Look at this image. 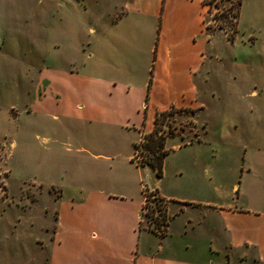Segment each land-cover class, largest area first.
Listing matches in <instances>:
<instances>
[{"label":"crops","instance_id":"0c3cea01","mask_svg":"<svg viewBox=\"0 0 264 264\" xmlns=\"http://www.w3.org/2000/svg\"><path fill=\"white\" fill-rule=\"evenodd\" d=\"M240 1L230 42L244 44L237 37L242 28L251 53L213 50L202 0H111V17L97 15L98 29L90 27L88 54L69 69L41 70L43 88L33 95L29 112L46 117L37 128L45 133L34 136L53 140L66 154L61 181L52 182L61 193L46 264H233V254L264 264L259 105L235 110L233 126L248 143L241 145L237 167L224 168L227 177L213 183L211 162H201L208 155L200 151L207 144L201 132L209 125L201 114L208 109L205 96L219 88L247 98L264 94V0ZM164 114L189 119V128L197 131L189 140L184 131L164 136L161 172L148 185L142 171L155 168L138 163L135 145ZM169 137L183 145L168 147ZM183 147H193V166L204 170L203 184L194 188L197 197L166 178L169 149ZM182 172L177 164L173 173ZM147 189L165 204L163 231L141 226Z\"/></svg>","mask_w":264,"mask_h":264},{"label":"rangeland","instance_id":"374dc122","mask_svg":"<svg viewBox=\"0 0 264 264\" xmlns=\"http://www.w3.org/2000/svg\"><path fill=\"white\" fill-rule=\"evenodd\" d=\"M202 1L205 30L213 35V50L221 55L249 51L247 31L242 28L237 37L244 44L233 47L230 42L235 38L236 0ZM248 11L249 7H244L245 18ZM100 14L111 17V0H0V264H46L56 200L61 193L60 186L52 182L60 183V164L66 154L53 140L35 138V131L45 133L37 128L42 127L40 122L46 117L30 113L29 104L43 88L41 70L51 65L69 69V65L88 54L93 37L90 27L97 28L95 18ZM205 98L208 109L201 114L209 125L206 132H201L207 144L200 151L208 155L201 162H211L214 183L228 176L224 168L237 167L239 150L248 143L245 133L243 138L233 126L237 106L259 105L263 122L264 94L247 98L219 88ZM189 121L161 115L154 136L184 131L185 140L193 139L195 129L189 128ZM263 129L261 126V134ZM179 141L178 137H169L167 146L182 144ZM144 142L145 139L137 145V160L151 156V149ZM193 147L169 149L164 170L166 178H174L188 195L197 197L200 192L194 188L203 184L204 170L193 166L196 161ZM177 164L182 167L180 175L173 173ZM142 175L148 185L158 179L150 167ZM165 182L164 179L160 184ZM145 192L151 197L144 205L141 226L155 229L148 211L150 205L159 204L160 197L153 190ZM233 264L256 263L251 258L242 262L233 254Z\"/></svg>","mask_w":264,"mask_h":264},{"label":"trees","instance_id":"16d2710c","mask_svg":"<svg viewBox=\"0 0 264 264\" xmlns=\"http://www.w3.org/2000/svg\"><path fill=\"white\" fill-rule=\"evenodd\" d=\"M241 1L240 0H236V21H237V16H238V11H239V6H240ZM236 31V29H235ZM232 40V39H231ZM156 133V128H154L153 132H151L150 134L147 135V139L145 145L151 149V156L148 157H141L138 160V163L141 165L147 164L150 165L151 167L155 168V173L156 175H160L161 172V165H162V158L165 155V153L167 152L166 149H163V142H164V137L162 136H154V134ZM139 143H137L136 149H138L137 145ZM137 156V155H135ZM166 215H163V221L166 219L165 217Z\"/></svg>","mask_w":264,"mask_h":264},{"label":"built area","instance_id":"2783aa9c","mask_svg":"<svg viewBox=\"0 0 264 264\" xmlns=\"http://www.w3.org/2000/svg\"><path fill=\"white\" fill-rule=\"evenodd\" d=\"M144 196H145V200L143 203V207L141 209V214H142L144 205L146 203V200L149 199V197H151V195H149V194H145ZM159 199H160L159 204L155 203L154 205H150L151 211L150 210L148 211L149 212L148 216H150V218L155 223V227H154L155 229L154 230L163 231L164 226H165V220L163 221L162 218H164L163 215L165 214L166 208H165V204L163 202V199L161 197ZM156 222H157V224H156Z\"/></svg>","mask_w":264,"mask_h":264}]
</instances>
